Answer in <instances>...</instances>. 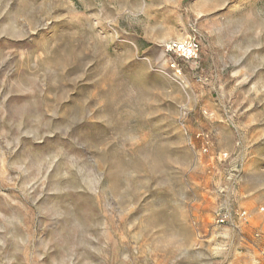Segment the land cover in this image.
<instances>
[{"label":"rangeland","instance_id":"374dc122","mask_svg":"<svg viewBox=\"0 0 264 264\" xmlns=\"http://www.w3.org/2000/svg\"><path fill=\"white\" fill-rule=\"evenodd\" d=\"M0 264H264V0H0Z\"/></svg>","mask_w":264,"mask_h":264},{"label":"built area","instance_id":"2783aa9c","mask_svg":"<svg viewBox=\"0 0 264 264\" xmlns=\"http://www.w3.org/2000/svg\"><path fill=\"white\" fill-rule=\"evenodd\" d=\"M199 43L195 39H185L170 41L165 45V51L172 54L174 57L184 61H195L199 56ZM244 213L240 214L243 217ZM224 218L222 215L217 219L218 224H223Z\"/></svg>","mask_w":264,"mask_h":264}]
</instances>
